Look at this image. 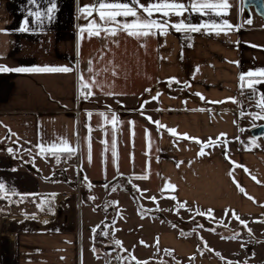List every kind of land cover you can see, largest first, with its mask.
Here are the masks:
<instances>
[{
  "label": "crops",
  "instance_id": "1",
  "mask_svg": "<svg viewBox=\"0 0 264 264\" xmlns=\"http://www.w3.org/2000/svg\"><path fill=\"white\" fill-rule=\"evenodd\" d=\"M228 2L226 15H154L167 34L135 38L88 35L98 17L81 9L99 0H0V65L72 69L0 72V182L7 196L51 199L36 214L19 206L0 215V264H235L236 249L246 248L239 234L254 237L250 225L260 229L264 220V139L249 134L264 124L253 120L264 82L249 88L258 77L246 75L264 69V17L242 0ZM53 3L51 20L28 15ZM25 19L30 30L20 32ZM181 20L208 27L177 32L171 25ZM225 20L233 29L217 35L212 25ZM184 134L216 146L201 157V145ZM183 209L193 212L190 222ZM210 234L234 248L210 247ZM129 249L136 258L122 256ZM256 252L255 264H264V251Z\"/></svg>",
  "mask_w": 264,
  "mask_h": 264
},
{
  "label": "snow or ice",
  "instance_id": "2",
  "mask_svg": "<svg viewBox=\"0 0 264 264\" xmlns=\"http://www.w3.org/2000/svg\"><path fill=\"white\" fill-rule=\"evenodd\" d=\"M28 2L31 5H37V0H28ZM137 6L140 10H142V13L144 14V18L142 19L140 14H138ZM230 5L228 0H191L190 3L185 4L181 2V0H152V3L145 5L140 2V0H131V3H124L122 0H99L98 4H95L91 7H84L81 9L82 14H86V17H92L93 14L98 17L97 20H92L89 23L88 26V35L89 36H96L99 37L101 35V32H105L108 35L115 36L117 35V31H123L130 37L140 38V37H147L149 35H166L167 34V28L168 25L166 23H160L157 20L153 19L154 15H162L164 17H170L172 15L175 16H182L187 11H196L201 12L202 14H206L208 12H214L215 15H226L227 10L229 9ZM55 10V4L53 3L51 7L47 9V13H43L39 10L37 11H30L28 13L29 16H34L37 21H42V17L45 15L47 16L48 20H51L52 13ZM123 18L124 22L121 23L120 19ZM127 18H132L130 21ZM29 21L25 19L23 25L18 29L20 32H27L29 31L28 27ZM247 23L251 24L252 21L249 19L247 20ZM106 25H116V30H111ZM173 29L177 32H200L202 28L208 27L207 25H201V26H195L190 24H185L183 20H181L177 24L171 25ZM213 28L217 29L216 34L219 35L220 32H226L228 30L233 29V25L229 24L228 21H224L222 25H212ZM85 29H81V32L83 33ZM72 71L69 67H17V68H8L7 66L0 65V72H17V73H55V72H61V73H67ZM115 75V72L113 73ZM248 77H258V79L251 81L248 83L247 87L254 88V85L256 83L264 82V69L258 71V72H248L246 74ZM240 81L245 80V75L242 74L239 77ZM81 80H83V77H81ZM172 81H175V78H171ZM244 85L241 84V87ZM82 89H89L88 83H82L81 85ZM85 99L88 98L92 93L91 91L85 92L82 91L81 93ZM199 95V94H197ZM203 99V97H201ZM153 99H156L154 97ZM231 99V98H229ZM232 102H235L234 100ZM257 107L261 109L260 113H257L253 116V120L257 119H264V95L261 96L260 101L257 104ZM90 115V114H89ZM150 122L155 123L157 128L166 126L161 125L159 121H151V118H148ZM112 123H116V117H112ZM171 135L176 136V130L175 129H166ZM14 135V133L12 134ZM224 135V134H222ZM184 139H194L196 143L200 144V151L198 153L199 156L203 157L207 155L204 151L205 148L216 146L215 142L212 140H209L208 142H201L196 138H190L187 136V134L183 135ZM56 146L53 145L48 151H52ZM62 151L68 153L71 155L73 149L71 146L67 145L65 142L64 147L61 149ZM45 149L43 146H41V152H44ZM7 152L9 155L13 154V150L11 148L7 149ZM52 154L55 155L56 153L52 151ZM115 155V153H114ZM227 159V156H226ZM183 163V162H180ZM235 165V162H231ZM179 166V164L177 165ZM236 167H243L241 165H235ZM15 170V169H13ZM229 175L231 176L232 173L230 172ZM144 179H147V177H142ZM254 180L255 177H252ZM234 183H236L234 181ZM259 183V181H257ZM238 189L243 192L244 190L239 187L237 183ZM167 188H171L172 190H175V185L168 184ZM166 190V189H165ZM0 198H4L8 195L5 185L0 182ZM15 194V193H14ZM172 199H175V197H171ZM153 201H155V197H152ZM179 207L183 208L185 207V202H181L179 204ZM211 210H209L208 214L210 215ZM198 215H205V213H197ZM234 217L239 220V216H236L235 213H233ZM47 223V221H45ZM241 224H244V221H240ZM246 226V225H245ZM250 231V230H249ZM235 238V237H232ZM117 244L120 242L117 241ZM143 243V241L141 242Z\"/></svg>",
  "mask_w": 264,
  "mask_h": 264
},
{
  "label": "rangeland",
  "instance_id": "3",
  "mask_svg": "<svg viewBox=\"0 0 264 264\" xmlns=\"http://www.w3.org/2000/svg\"><path fill=\"white\" fill-rule=\"evenodd\" d=\"M249 121V119H246ZM257 122V121H256ZM261 122H264V119H261ZM252 124V123H251ZM250 124H248L247 121H243V130L245 129V131H242L243 133V137L246 139V141L243 143L244 146L249 145V140L247 139V128L249 127ZM249 136V135H248ZM243 139V138H242ZM264 139V136L263 138ZM46 204V205H45ZM51 205V199H41V200H35L31 197H21L20 200L17 201V204L14 208H12L13 210L15 209H19V206L21 207L22 210L27 211L29 214L31 213H35L39 212L40 209L44 208V206L50 207ZM8 210L11 211V208H7ZM179 210V209H178ZM181 214H183L185 216V220L186 221H191L192 216L194 215L193 212L188 211V210H182L180 211ZM261 224H259V226H261L262 228L258 229L255 228V225H250V227L252 228V233L253 236L255 237H249L247 235V233H243L241 232L240 235V239L241 241L245 244L246 248L243 250H239L236 249L237 254H239L236 258V262L235 264H255V261L257 258H259V255L256 256L257 252L256 250L260 249V251H264V241L262 239H260V237L264 236V220H259ZM209 226H214L213 223H209ZM216 226V225H215ZM232 225H229V228H232ZM220 230L222 229V227H219ZM227 229V228H224ZM261 230V231H260ZM217 233L219 232L218 230L216 231ZM211 235V236H210ZM207 236V238L205 237L206 243L207 245L209 244L210 247H214L216 246L217 248L221 249V248H234V245H229L228 242H223V241H219L218 238L214 235V234H210ZM240 242V240H238ZM239 242L236 243L235 248H239ZM126 253L124 254L122 252V256H129L130 258H136V256L134 254H132V251H130V249L128 251H125ZM125 255V256H124ZM80 257H84L85 258V253L83 250V253L80 252ZM122 260V259H121ZM123 261V260H122ZM121 261V262H122ZM124 262V261H123ZM190 262H187L186 264H189ZM129 264V263H127Z\"/></svg>",
  "mask_w": 264,
  "mask_h": 264
},
{
  "label": "water",
  "instance_id": "4",
  "mask_svg": "<svg viewBox=\"0 0 264 264\" xmlns=\"http://www.w3.org/2000/svg\"><path fill=\"white\" fill-rule=\"evenodd\" d=\"M242 5L246 10L253 7L257 15L264 17V0H242ZM249 134L253 138L264 136V124L251 128Z\"/></svg>",
  "mask_w": 264,
  "mask_h": 264
},
{
  "label": "trees",
  "instance_id": "5",
  "mask_svg": "<svg viewBox=\"0 0 264 264\" xmlns=\"http://www.w3.org/2000/svg\"><path fill=\"white\" fill-rule=\"evenodd\" d=\"M62 156H63V154H62ZM0 195H2V194H0ZM20 199H21V197H19L18 195H10V196H6L4 198H0V215L6 214L7 208H14L17 204V201ZM124 262H125V264H127V263L138 264L137 262L130 261L128 259H124Z\"/></svg>",
  "mask_w": 264,
  "mask_h": 264
},
{
  "label": "built area",
  "instance_id": "6",
  "mask_svg": "<svg viewBox=\"0 0 264 264\" xmlns=\"http://www.w3.org/2000/svg\"><path fill=\"white\" fill-rule=\"evenodd\" d=\"M240 98H244L246 100H252L253 99V95L251 93H243L241 94ZM176 264H180V263H177Z\"/></svg>",
  "mask_w": 264,
  "mask_h": 264
}]
</instances>
